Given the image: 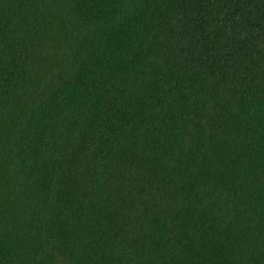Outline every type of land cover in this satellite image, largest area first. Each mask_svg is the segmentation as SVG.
Masks as SVG:
<instances>
[{
    "label": "trees",
    "instance_id": "obj_1",
    "mask_svg": "<svg viewBox=\"0 0 264 264\" xmlns=\"http://www.w3.org/2000/svg\"><path fill=\"white\" fill-rule=\"evenodd\" d=\"M0 264H264V0H0Z\"/></svg>",
    "mask_w": 264,
    "mask_h": 264
}]
</instances>
